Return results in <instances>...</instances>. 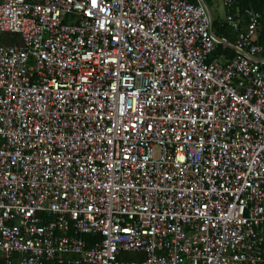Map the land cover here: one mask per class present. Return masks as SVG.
Returning <instances> with one entry per match:
<instances>
[{"label":"built area","instance_id":"obj_1","mask_svg":"<svg viewBox=\"0 0 264 264\" xmlns=\"http://www.w3.org/2000/svg\"><path fill=\"white\" fill-rule=\"evenodd\" d=\"M202 2L0 0L2 264H264L261 13Z\"/></svg>","mask_w":264,"mask_h":264},{"label":"trees","instance_id":"obj_2","mask_svg":"<svg viewBox=\"0 0 264 264\" xmlns=\"http://www.w3.org/2000/svg\"><path fill=\"white\" fill-rule=\"evenodd\" d=\"M203 1L205 2L207 6V2L210 0H203ZM221 2L223 4V0H221ZM244 8H250L252 10H255L261 13L262 27H261V30L255 35L254 41L262 46L263 50L261 54L264 56V0H231V4L229 7L223 4L224 12L233 11V12L240 13V11ZM220 19H218L217 17L214 19H211V29H212L213 34L217 37H224L228 42H232L234 38L233 31L227 26H220L219 25ZM10 38L16 39V35L14 34L10 35ZM10 38L5 37L6 40L4 41L5 42L13 41ZM228 50H229L228 47L222 48V46L219 43H216L215 48L212 54L210 55V57H213L214 55L219 54L221 52H227ZM88 237H91V236L90 235L83 236L86 242H87ZM130 256L131 254L127 255V258L129 259ZM0 264H2L1 259H0ZM42 264H54V262L44 261Z\"/></svg>","mask_w":264,"mask_h":264},{"label":"rangeland","instance_id":"obj_3","mask_svg":"<svg viewBox=\"0 0 264 264\" xmlns=\"http://www.w3.org/2000/svg\"><path fill=\"white\" fill-rule=\"evenodd\" d=\"M207 9L210 13V16L212 19L214 18H222L224 9H223V4L221 0H210L207 2Z\"/></svg>","mask_w":264,"mask_h":264},{"label":"crops","instance_id":"obj_4","mask_svg":"<svg viewBox=\"0 0 264 264\" xmlns=\"http://www.w3.org/2000/svg\"><path fill=\"white\" fill-rule=\"evenodd\" d=\"M231 56H232V49L229 48V50L227 52H221L219 54L214 55L213 57L216 58L220 63H224Z\"/></svg>","mask_w":264,"mask_h":264},{"label":"water","instance_id":"obj_5","mask_svg":"<svg viewBox=\"0 0 264 264\" xmlns=\"http://www.w3.org/2000/svg\"><path fill=\"white\" fill-rule=\"evenodd\" d=\"M202 2V0H200ZM203 3V2H202Z\"/></svg>","mask_w":264,"mask_h":264}]
</instances>
